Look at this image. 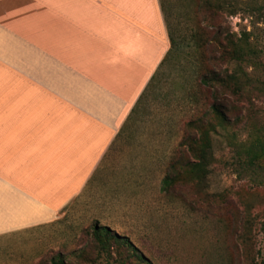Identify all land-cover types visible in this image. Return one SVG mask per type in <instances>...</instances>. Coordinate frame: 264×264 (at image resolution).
<instances>
[{
	"label": "rangeland",
	"instance_id": "obj_1",
	"mask_svg": "<svg viewBox=\"0 0 264 264\" xmlns=\"http://www.w3.org/2000/svg\"><path fill=\"white\" fill-rule=\"evenodd\" d=\"M214 1L208 18L203 0H163L178 47L145 88L129 130L57 220L0 242V264L50 263L58 253L69 264H133L116 247L101 252L94 224L126 236L152 264H264V166L243 162L250 131L264 133L263 94L253 89L233 100L241 120L233 114L232 126L212 133L215 160L200 188L179 183L169 192L161 190L167 160L186 130L184 121L198 112L188 99L197 64L193 30L222 24L227 31H251L264 60V21L258 20L264 19V0ZM206 19L212 20L207 24ZM207 96L199 91L201 102ZM80 251L87 257L77 256Z\"/></svg>",
	"mask_w": 264,
	"mask_h": 264
},
{
	"label": "crops",
	"instance_id": "obj_2",
	"mask_svg": "<svg viewBox=\"0 0 264 264\" xmlns=\"http://www.w3.org/2000/svg\"><path fill=\"white\" fill-rule=\"evenodd\" d=\"M170 46L161 0H0V242L85 192Z\"/></svg>",
	"mask_w": 264,
	"mask_h": 264
},
{
	"label": "trees",
	"instance_id": "obj_3",
	"mask_svg": "<svg viewBox=\"0 0 264 264\" xmlns=\"http://www.w3.org/2000/svg\"><path fill=\"white\" fill-rule=\"evenodd\" d=\"M203 5L206 10L204 14L210 18L213 10L216 9L215 1L203 0ZM161 7L171 46L150 81V86L157 80L156 74L160 68L172 59L178 47L177 39L168 23L163 0H161ZM211 20L206 19L207 24ZM258 20L264 21V19ZM252 37L251 31L241 30L238 33L227 31L222 24H216L213 30L201 25L193 30L190 38L191 45L196 52L194 57L197 64L193 70V82H190L188 99L194 106L192 107L193 112H198L184 121L186 130L179 144L180 149H174L167 160L166 173L161 185L162 191L169 192L179 183H193L195 187L200 188L201 183L205 181L210 172L209 166L215 160L212 133L218 132L219 127L227 129L232 126L233 122L230 117L233 114L237 117L236 121L241 120L233 100L241 99L253 89L264 95L263 53L256 46ZM249 67L251 70L248 69ZM257 71L262 72L260 76L256 75ZM146 90L123 125L118 138L124 131L129 130L127 124L137 112ZM200 90L204 91V95L209 94V97L207 96L202 101L204 103L198 97ZM261 133L264 134L261 129H253L249 133L251 140L243 149L246 153L243 162L248 166L255 164L259 167L264 166V137ZM92 235L101 252H108L111 248L116 247L119 251L124 252L123 257L127 263L131 260L134 262L133 264H152L143 253L139 252L130 239L107 226L94 224ZM82 253L83 251L78 252L77 256L87 257L86 253ZM67 259L65 254L58 253L52 257L50 263L43 264H69Z\"/></svg>",
	"mask_w": 264,
	"mask_h": 264
}]
</instances>
